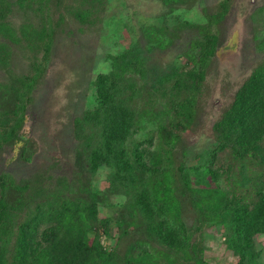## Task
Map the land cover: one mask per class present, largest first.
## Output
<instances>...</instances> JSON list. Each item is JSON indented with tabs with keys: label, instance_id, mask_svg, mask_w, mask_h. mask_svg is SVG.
Instances as JSON below:
<instances>
[{
	"label": "rangeland",
	"instance_id": "374dc122",
	"mask_svg": "<svg viewBox=\"0 0 264 264\" xmlns=\"http://www.w3.org/2000/svg\"><path fill=\"white\" fill-rule=\"evenodd\" d=\"M3 4L0 222L11 229L9 237L0 231L5 264L15 262L16 237L26 226L33 236L29 258L47 252L58 262L65 258V247L46 232L54 220L41 211L66 200L95 208L89 243L95 236L103 257L92 264H154L138 260L153 249L175 254L178 230L142 181L157 169L149 168L148 153L156 150V121L164 134L177 132L175 110L192 95L191 123L174 144L163 143L174 157L182 231L209 264H237L232 224L201 216L182 177L189 171L194 179L196 170L230 198H256V185L264 182V174L254 183L250 178L261 168L258 158L232 149L238 136L259 135L264 142V106L244 131L229 133L224 120L264 62V0ZM208 45L213 53L206 58ZM193 66H204L195 89ZM257 226L248 233L244 264H264V217Z\"/></svg>",
	"mask_w": 264,
	"mask_h": 264
},
{
	"label": "trees",
	"instance_id": "16d2710c",
	"mask_svg": "<svg viewBox=\"0 0 264 264\" xmlns=\"http://www.w3.org/2000/svg\"><path fill=\"white\" fill-rule=\"evenodd\" d=\"M0 5L3 0H0ZM0 9L2 7L0 6ZM4 23L0 22V28H4ZM6 27V25H5ZM213 47L208 45L205 52V57L209 56ZM254 74L242 84L241 90L238 91L234 100L233 110L224 113V120H227L226 130L233 132L244 131L247 127L254 124L255 115L261 113L264 106V62L258 65ZM204 72V66L197 68L193 66L190 73L192 76L193 88L197 87L196 78ZM195 95L191 96L189 103L180 104L175 113L180 116V119L173 124V128L177 132H171L168 135L163 133V125L160 121H156V150L148 151L151 154L149 168H157L155 171L143 178V184L150 190L151 199L159 206L161 214L167 218L173 226L178 230L174 237V253L162 252L157 249L149 250L148 257L141 256L139 261H150L157 263L159 258L161 261H172V264H179V260L186 262V259H191L190 264H209L199 252L190 244V236L182 231V217L180 204L173 192V173H174V157L171 149L164 146L163 143L174 144L179 136V131L186 128L191 123L194 116ZM223 114V115H224ZM151 117V115H150ZM152 118V117H151ZM244 122H240V120ZM247 120V122H246ZM233 152L235 156L242 157L252 154L258 158V164L261 168L255 171L252 182L260 179L258 176L264 174V142L263 138L257 136H238L233 141ZM201 165V164H200ZM207 170V164L203 165ZM198 167V164L193 166ZM210 170V168H208ZM211 171V170H210ZM196 174L190 175L189 171L185 172L182 181L184 187L190 192L192 202L195 207L204 216L206 220L214 223L232 224V231L236 233V239L232 245L233 250L238 253L239 261L237 264H244L243 258L245 253L251 254L250 242L248 233L252 228H257L259 219L264 217V182L260 181L256 185V198H246L243 195H235L231 193V198L228 197L227 191L221 189L218 185H213L210 180H202L203 176L197 171L191 172ZM205 179V176H204ZM263 182V183H262ZM95 208L92 204H81L78 201H63L61 203L50 204L41 213L54 220V224L48 226L46 232H50L54 241H59L65 247V258L58 262V259L50 257V252H47L42 257H30L29 247L30 239H33L30 230L26 226L25 232L16 237L18 245L16 247L15 262L11 264H92L93 262L103 257V253L98 248V242L94 238L89 243V232L92 230L91 221L95 218ZM259 213L253 218V215ZM8 225H3L0 222V231L8 236L10 231ZM9 237V236H8ZM190 247L191 249H189ZM153 258V259H152ZM0 264H5L4 259L0 255ZM158 264H162L159 262ZM184 264V263H181Z\"/></svg>",
	"mask_w": 264,
	"mask_h": 264
}]
</instances>
